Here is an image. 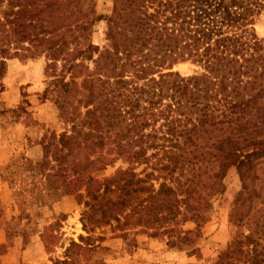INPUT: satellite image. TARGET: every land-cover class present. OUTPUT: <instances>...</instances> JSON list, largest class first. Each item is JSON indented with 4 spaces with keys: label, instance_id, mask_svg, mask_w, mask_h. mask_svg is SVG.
<instances>
[{
    "label": "trees",
    "instance_id": "obj_1",
    "mask_svg": "<svg viewBox=\"0 0 264 264\" xmlns=\"http://www.w3.org/2000/svg\"><path fill=\"white\" fill-rule=\"evenodd\" d=\"M113 2L108 42L100 47L91 40L93 0H0V58L45 56L52 77L45 93H51L65 128L44 149L53 145L57 159L69 160L71 176H84L87 194L95 182L89 169L103 161L99 154L131 157L134 145L161 149L163 177L169 174L174 184L159 182L153 197L167 215L188 219L191 212L201 219L227 167L236 165L244 181L258 153L250 146L264 143V137L239 135L235 126L264 101V42L235 31L238 22L264 10V0ZM184 59L201 71L182 75L172 69ZM86 61L97 73L83 95L77 77ZM132 176L126 172L115 181L126 188ZM231 218L240 223L241 210L233 209ZM253 221L257 232L259 218ZM258 244L251 233L245 239L235 233L227 258L235 254L240 264H263Z\"/></svg>",
    "mask_w": 264,
    "mask_h": 264
},
{
    "label": "rangeland",
    "instance_id": "obj_2",
    "mask_svg": "<svg viewBox=\"0 0 264 264\" xmlns=\"http://www.w3.org/2000/svg\"><path fill=\"white\" fill-rule=\"evenodd\" d=\"M113 3L93 0L91 40L100 47L108 42L107 18ZM235 31L242 39L264 42V10L238 22ZM172 69L182 75L201 71L191 59L175 62ZM96 73L94 63L86 61L77 77L83 95L92 89ZM51 78L44 55L0 58V264H28L20 248L38 230L56 264H131L132 260L150 264H227L232 260L240 264L242 258L237 260L235 254L227 258L235 233L242 239L251 233L264 258V143L250 146L258 153L244 181L236 165L227 167L201 219L191 217V212H186L188 219L178 212L167 215L160 200L153 197L159 182L174 184L169 174L163 177L167 169L162 168L166 156L161 149L153 153V148L143 151V146L134 145L131 157L112 152L116 156L112 161L108 159L113 155L91 153L90 158L99 154L103 161L89 169L95 182L87 194L84 176H71L69 160L57 159L53 145L47 152L44 149L52 135L65 128L51 93H45ZM235 126L247 139L264 137V101L250 108ZM155 142L167 144L168 140L155 138ZM126 172L133 174V181L121 188L116 181ZM156 175L161 177L154 179ZM61 195H70L72 210L51 206ZM235 208L242 212L240 223L231 218ZM257 218L260 229L255 232L252 225ZM184 231H188L186 236ZM65 239L63 255L59 245ZM143 244L149 251L132 256Z\"/></svg>",
    "mask_w": 264,
    "mask_h": 264
},
{
    "label": "crops",
    "instance_id": "obj_3",
    "mask_svg": "<svg viewBox=\"0 0 264 264\" xmlns=\"http://www.w3.org/2000/svg\"><path fill=\"white\" fill-rule=\"evenodd\" d=\"M29 154V153H28ZM58 201H54L51 203L53 208H58L64 212L72 210V201L70 195H61ZM35 238L28 243H23L20 248V253L22 255V260L27 262L28 264H55L54 261L49 257L51 252H47L44 241L41 237V230L34 232ZM65 238V237H64ZM68 244V241L65 239L63 243H60L59 248L61 252L63 251V255L65 254V248ZM149 251L147 247L143 244L133 252L132 256L136 254H146ZM56 252V251H55ZM114 264H117V261H113ZM69 264H84V263H69ZM119 264H128L122 263L119 261ZM131 264H150V261L145 260H132Z\"/></svg>",
    "mask_w": 264,
    "mask_h": 264
}]
</instances>
